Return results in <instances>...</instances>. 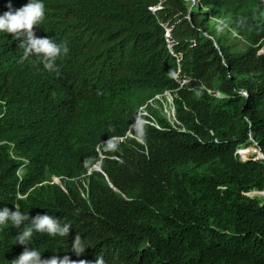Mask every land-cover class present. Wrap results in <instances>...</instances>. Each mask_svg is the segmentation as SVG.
I'll list each match as a JSON object with an SVG mask.
<instances>
[{
    "label": "trees",
    "instance_id": "1",
    "mask_svg": "<svg viewBox=\"0 0 264 264\" xmlns=\"http://www.w3.org/2000/svg\"><path fill=\"white\" fill-rule=\"evenodd\" d=\"M42 2L37 37L69 53L49 72L0 32V210L71 229L21 245V229L0 226V264L25 247L88 264H264V158L237 152L264 153V0ZM9 3L29 0H0V16ZM224 30L247 48L233 50ZM169 89L177 124L131 127ZM129 130L144 143L111 140Z\"/></svg>",
    "mask_w": 264,
    "mask_h": 264
},
{
    "label": "clouds",
    "instance_id": "2",
    "mask_svg": "<svg viewBox=\"0 0 264 264\" xmlns=\"http://www.w3.org/2000/svg\"><path fill=\"white\" fill-rule=\"evenodd\" d=\"M191 1L200 2V0ZM8 8L9 11L0 16V32L13 34L14 39L20 41L19 47L23 49L21 62L29 60L32 56L42 58L41 62L46 70L59 74L57 60L68 55L69 47L66 42L58 44L52 37H37L35 28L36 26H40L45 18V5L42 0H29V3L18 9H13L11 3H9ZM233 33L238 38L239 34L235 31ZM129 137L138 139L134 135H129ZM119 138L116 137L111 140L119 141ZM111 140H107V149L114 151L117 146ZM55 181L59 182L60 179ZM9 222L12 226L21 229L16 236V241L21 245H27L32 241V237L36 233L41 235L46 234L51 237H68L71 229L70 224L62 223L55 217L47 214H37L35 217H30L29 214L22 213L16 205L15 211L8 207L0 210V226L6 227ZM72 248L77 255L83 253L86 249L78 235L74 238ZM12 264H88V262L73 261L68 256H64L62 259L58 256H53L50 259H42V253L37 249L29 250L25 247L24 251L16 259L12 260ZM96 264H103V261L98 259Z\"/></svg>",
    "mask_w": 264,
    "mask_h": 264
},
{
    "label": "rangeland",
    "instance_id": "3",
    "mask_svg": "<svg viewBox=\"0 0 264 264\" xmlns=\"http://www.w3.org/2000/svg\"><path fill=\"white\" fill-rule=\"evenodd\" d=\"M227 20H225L224 18H219V17H212L211 18V26H213L214 28H222L225 25V22ZM223 29V28H222ZM228 37H229V42L228 44H230L233 48V50L235 51H243L247 48L248 44L244 41V39L241 38V36L239 35L238 38L236 37V35H234L233 31H223ZM261 48L264 49V42L263 45L261 46ZM178 99V95L174 92H171L169 94H167L166 99L164 101H162V99L157 98L156 101H154L153 104H149V110L148 107L145 111L148 112V114H152L154 116V120L155 123L160 125L162 124V122L160 121V118L164 119L165 122H167L168 124L171 125H176V121H175V101ZM163 105H166V111L164 110ZM144 111V112H145ZM150 111V112H149ZM163 125V124H162ZM139 142L144 143L143 141L137 139ZM244 150L247 149H251V151L248 153V155L246 156V154L243 153ZM238 154L240 155V157L242 159H247L251 156H256L258 158H260L261 151L260 149L256 146V145H252L248 148H239L238 149ZM59 183L62 184V181H59ZM84 194H86L85 191H83ZM261 195V192L259 191H252L250 192V195Z\"/></svg>",
    "mask_w": 264,
    "mask_h": 264
},
{
    "label": "built area",
    "instance_id": "4",
    "mask_svg": "<svg viewBox=\"0 0 264 264\" xmlns=\"http://www.w3.org/2000/svg\"><path fill=\"white\" fill-rule=\"evenodd\" d=\"M167 35H169V33H167ZM258 54H264V49L260 47L258 49ZM177 75L178 74H176L175 77ZM171 92L176 93L177 92V89H169V90H166L165 92L159 93L156 96H154L153 98L149 99L145 104H143L139 108V112H138V114L136 116V119H135V122L132 124V126H136L138 123L143 122V123H148V124H151L153 126H156L157 128H161L160 125H158V124L155 123L154 116L151 113L148 114V112L145 111V110L147 109V107H148V110H149V104H153L154 101H156L157 98H160V99H162V101H164L166 99L167 94H169ZM210 92H212L215 97H218V98L224 97V94L220 90H215V91H211L210 90L209 93ZM242 93L245 96L248 94L247 90H243ZM163 107H164V110L166 111V105H163ZM129 135L130 136H133L130 130L127 132L126 136L120 137L119 138V141H123ZM138 139L141 140L140 138H138ZM242 151H243V149H242ZM237 152H238V150H237ZM56 180H58V179H56ZM83 195H84V193H83Z\"/></svg>",
    "mask_w": 264,
    "mask_h": 264
},
{
    "label": "water",
    "instance_id": "5",
    "mask_svg": "<svg viewBox=\"0 0 264 264\" xmlns=\"http://www.w3.org/2000/svg\"><path fill=\"white\" fill-rule=\"evenodd\" d=\"M260 151H261V156H260V158H264V153L262 152V150L260 149ZM263 194H264V192H263Z\"/></svg>",
    "mask_w": 264,
    "mask_h": 264
}]
</instances>
